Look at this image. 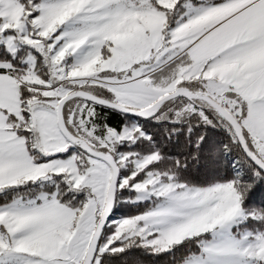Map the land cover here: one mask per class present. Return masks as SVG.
Here are the masks:
<instances>
[{
    "label": "snow or ice",
    "instance_id": "6c2138e0",
    "mask_svg": "<svg viewBox=\"0 0 264 264\" xmlns=\"http://www.w3.org/2000/svg\"><path fill=\"white\" fill-rule=\"evenodd\" d=\"M148 13L162 23L139 41L118 47L106 39L124 17ZM205 17L211 19L186 31ZM0 45L12 60L20 46L43 55L39 65L31 54L21 58L26 69L0 60V168L24 173L0 184V191L60 178L53 191L0 206V216L7 217L0 223V264H107L106 255L133 246L159 254L191 239L199 251L189 252L183 264H264V215L242 208L245 199L264 202V60L223 79L212 75L222 65L240 69L264 50V0H174L170 7L160 0H0ZM97 58L96 70L86 74ZM158 72L168 74L157 80ZM97 89L110 94L107 101L94 95ZM178 96L185 103L175 117L190 114L211 124L205 114L210 110L226 126L250 165L248 180L237 175L191 188L176 181L173 169H152L163 159L159 152L141 159L115 150L118 142L131 147L150 141L139 128L98 137L91 126L93 101L157 119L159 109ZM71 147L80 151L63 161L39 163L32 155L51 157ZM180 166L176 161L174 167ZM125 188L152 200L153 207L110 224L115 193ZM218 188L232 190L231 214L170 240L171 232L216 206L217 199L205 196ZM81 191L85 199L74 203ZM20 218L28 222L16 228L13 221ZM237 218L261 227L231 233ZM106 228L111 234L102 239ZM205 234L212 239H203Z\"/></svg>",
    "mask_w": 264,
    "mask_h": 264
},
{
    "label": "trees",
    "instance_id": "16d2710c",
    "mask_svg": "<svg viewBox=\"0 0 264 264\" xmlns=\"http://www.w3.org/2000/svg\"><path fill=\"white\" fill-rule=\"evenodd\" d=\"M196 2V0H193ZM214 3H220L221 0H213ZM28 48V47H26ZM25 49H19L16 53V59L12 60V56L5 51L3 45H0V60H12L18 67L27 68L26 64H20L19 61L26 54ZM40 53H37V65L43 63ZM42 72H47V68L41 69ZM44 79L48 77L43 76ZM95 119L92 121V128L96 130L98 137L104 135L108 130L121 132L124 127L130 126L132 123L137 124L146 136L151 137L150 141H137L134 144H129L127 141L121 142L116 146L118 153L134 152L139 153L142 159L149 153L159 152L162 161L153 164L151 167L154 171L165 172L168 169H173L176 181L193 187H208L217 182H227L234 176L239 175L241 180L249 179V163L243 158L240 149L232 143L231 136L224 124H222L216 115H210L209 120L213 123L205 124L198 116L190 115L181 121H161L156 122L153 118L141 119L130 115L122 114L114 109L105 108L94 104ZM161 108L156 116L160 113ZM202 137V139H200ZM199 144L197 146V141ZM78 150L77 147H75ZM58 154L57 156H63ZM35 157V152L32 153ZM194 157V158H193ZM49 158V157H48ZM44 157L37 162L48 159ZM176 161H179L181 166L174 167ZM125 170H122V173ZM59 177H53L51 182H46L41 185L37 182L34 185L28 186L30 192L24 191L26 188L9 190L6 193L0 194V205L6 204L15 197L27 198L35 196L40 192L53 191V181H58ZM65 187V185H61ZM259 191V187L257 188ZM135 195L134 191L127 188L115 193V208L111 215L110 221L124 218H132L136 215L144 213L153 207V201L148 200L137 204H131L129 199ZM86 194L81 191L74 200V203H79L85 199ZM242 208L246 212L255 213L257 216L264 215V202L253 197L251 200L245 199ZM111 224V223H110ZM241 230H256L261 225L255 220H247L240 226ZM236 230V229H235ZM111 231L105 229L102 239L110 235ZM210 235L205 234L203 239H208ZM119 246V245H114ZM196 240H185L171 248V251L152 254L148 249L141 247H130L125 252L116 256H107V264H122L127 261V264H178L188 256L189 252H198Z\"/></svg>",
    "mask_w": 264,
    "mask_h": 264
},
{
    "label": "rangeland",
    "instance_id": "374dc122",
    "mask_svg": "<svg viewBox=\"0 0 264 264\" xmlns=\"http://www.w3.org/2000/svg\"><path fill=\"white\" fill-rule=\"evenodd\" d=\"M161 4L165 7H170L172 5V1L170 0H160ZM183 2V0H182ZM180 11H184L183 9H180ZM209 19H211V17H205L202 18L199 21V24L197 26V28L203 24L206 23ZM162 23V18L158 15V14H154V13H148V14H133L131 16H126L123 19H121L108 33L106 39H109L111 41H113L114 44H116L118 47L121 46H126L129 45L133 42H137L140 40L141 37L144 36V33L147 32H153L156 29H158L160 27ZM195 28V29H197ZM19 49H25L26 50V54L24 55V59L27 58V56L29 54H31L35 60V63L37 64V58L38 55L37 53H40L39 51H34L31 50L30 47L26 48L25 46H20ZM43 60V55L42 53L39 54ZM98 62V58L96 62H92L89 63L86 66V74H90L92 72H94L96 70L95 64ZM69 64L73 63V60L70 58L68 61ZM27 65V64H26ZM28 67V65H27ZM240 69H238L237 67H233V68H226L223 65L220 66V68H218L212 75L216 76L219 79H223L225 76H227L228 74L238 71ZM168 73L166 72H158L156 73V79L159 80L160 78H162L163 76H166ZM94 95L97 96H101L103 99L108 100V97L110 96L109 93H107L104 89H97L96 92L94 93ZM185 103V99L183 97H178V98H174L170 101H168L167 103H165L160 110V113L157 115V119H153L156 122H161V121H167V120H171V121H181L185 118H187L188 116H190V114H185L182 117H175L174 113L177 109H179L183 104ZM206 116L209 119L210 115H215L212 111L210 110H206ZM199 117V116H198ZM139 128L137 126V124L132 123L130 126L128 127H124L123 130L121 132H116L115 130H108V131H114L120 135H123L125 132H132L135 129ZM107 133V132H106ZM105 133V136H106ZM121 142H118V144H120ZM80 151L79 149L76 150L75 147H71L69 148L66 152L65 155L61 156H57L58 154H54L51 157H47L48 159H46L45 161L51 159L53 161L56 160H66L69 155H71L72 153H76ZM63 154V153H62ZM35 157L37 158V160H42L44 158V156L40 153V152H35ZM44 160L39 162V163H43L45 162ZM24 173L21 172V175H23ZM19 174H17L16 176H18ZM53 178V177H52ZM52 178L50 179H46L41 181V185H43L44 183L51 182ZM35 183H29V184H25L23 186L20 187H15V188H9L5 191H0V194L2 193H6L9 190H13V189H19V188H23L25 187L26 189L24 191L30 192V188L28 186L30 185H34ZM215 184L211 185L214 186ZM188 186V185H187ZM191 188H200V187H193V186H189ZM27 192V193H28ZM45 193V192H44ZM86 194V193H85ZM37 195V194H36ZM28 198V199H27ZM27 198H22L20 197H15L13 199H11L10 201H8L5 205L12 203L14 200H19V201H23V202H27L31 199L34 198V196H30ZM211 198H215L218 200V203L216 204V206L212 209H210L205 215L196 218L195 220H193L192 222H190L189 224L183 225L182 227L174 230L173 232H171L169 234V239L170 240H179L181 239L184 235L192 232V231H196L199 228L203 227L206 223L210 222L211 220H221L224 217L228 216L229 214H231L234 204H233V200H234V195L233 192L230 188H218L216 189L214 192H209L206 194L205 199H211ZM150 199L145 198L144 196H142L141 194H138L135 192V195L132 196L129 201L131 204H137L140 202H145L148 201ZM4 205V204H2ZM0 205V206H2ZM7 220V217L4 216H0V223H5ZM120 219H116V220H112L109 221L108 223H119ZM27 219L26 218H20L17 219L15 221H13V223H15L16 228H20L22 227L25 223H27ZM244 223V222H243ZM242 223L239 221V218H237V220H235L233 222V225L229 226V231L231 233H236L239 229L240 232H244V231H251V230H241V228L239 227ZM236 229V230H235ZM208 239H212L211 235ZM178 264H183V261L178 263Z\"/></svg>",
    "mask_w": 264,
    "mask_h": 264
},
{
    "label": "crops",
    "instance_id": "0c3cea01",
    "mask_svg": "<svg viewBox=\"0 0 264 264\" xmlns=\"http://www.w3.org/2000/svg\"><path fill=\"white\" fill-rule=\"evenodd\" d=\"M172 2H174V0H170ZM199 23H193V24H190L186 31L188 30H195V28H197ZM261 60H264V50H262L261 52L257 53L256 56L252 57L251 59H249L248 61H246L240 68V70H242L243 68L247 67L248 65L250 64H253V63H257ZM224 67L226 68H235L237 67L235 64H229V65H223ZM19 174L18 176L21 175V172L19 173H16V174H9L8 170L7 169H4V168H0V184L6 182V181H11V182H15L16 179H12L13 177H17L16 175ZM28 199V198H27ZM5 205V204H4Z\"/></svg>",
    "mask_w": 264,
    "mask_h": 264
},
{
    "label": "water",
    "instance_id": "95a60500",
    "mask_svg": "<svg viewBox=\"0 0 264 264\" xmlns=\"http://www.w3.org/2000/svg\"><path fill=\"white\" fill-rule=\"evenodd\" d=\"M178 97H180V96H178ZM178 97H175V98H178ZM80 99H84V98H80ZM174 99V98H173ZM105 100V99H104ZM172 100V99H171ZM105 101H107V100H105ZM170 101V100H169ZM91 103H93V104H96V105H99V106H102V107H105V108H109V109H114V110H116V111H119V112H121L122 114H125V115H130V116H133V117H135V118H141V119H149V118H151V117H143V116H141V115H139V114H133V113H131V112H127V111H125V110H120V109H116V108H114L113 106H111L110 104H108L107 102L106 103H104V104H100V103H95L94 101L93 102H91ZM78 148V147H77ZM79 149V148H78ZM80 150V149H79ZM114 199H115V196H114ZM114 208H115V203H114V205L111 207V209H110V214H109V216H108V218H107V221L109 222L110 221V218H111V215H112V213H113V211H114Z\"/></svg>",
    "mask_w": 264,
    "mask_h": 264
},
{
    "label": "clouds",
    "instance_id": "9594fccd",
    "mask_svg": "<svg viewBox=\"0 0 264 264\" xmlns=\"http://www.w3.org/2000/svg\"><path fill=\"white\" fill-rule=\"evenodd\" d=\"M12 179H14V180H15V179H18V177H13Z\"/></svg>",
    "mask_w": 264,
    "mask_h": 264
}]
</instances>
